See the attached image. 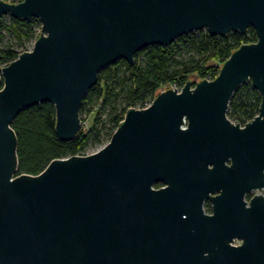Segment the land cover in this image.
<instances>
[{"label": "water", "instance_id": "1", "mask_svg": "<svg viewBox=\"0 0 264 264\" xmlns=\"http://www.w3.org/2000/svg\"><path fill=\"white\" fill-rule=\"evenodd\" d=\"M0 15L41 23L32 50L0 65V264H264V196L244 200L264 188V0H0ZM249 26L257 41L215 79L166 86L97 151L18 174L11 125L24 109L52 103L55 133L71 141L104 67L189 33ZM248 82L261 103L241 126L227 112Z\"/></svg>", "mask_w": 264, "mask_h": 264}, {"label": "trees", "instance_id": "2", "mask_svg": "<svg viewBox=\"0 0 264 264\" xmlns=\"http://www.w3.org/2000/svg\"><path fill=\"white\" fill-rule=\"evenodd\" d=\"M40 30L41 23L36 18L22 20L0 15V65L9 64L28 50L25 42L36 40ZM6 33L17 39L19 47L3 44ZM256 41V31L251 26L244 34L230 32L226 36H212L207 30H200L183 35L166 47L144 48L135 54L133 64L119 59L104 67L82 101L80 117L84 121L94 115L92 124L83 127L71 141L56 135V110L52 103L24 109L11 125L18 139V174L38 175L54 159L86 154L90 145L104 146L129 108L147 107L166 86L181 89L191 78L215 79L233 51ZM260 103L259 92L250 82L245 83L235 91L227 116L245 125L258 115Z\"/></svg>", "mask_w": 264, "mask_h": 264}, {"label": "flooded vegetation", "instance_id": "3", "mask_svg": "<svg viewBox=\"0 0 264 264\" xmlns=\"http://www.w3.org/2000/svg\"><path fill=\"white\" fill-rule=\"evenodd\" d=\"M241 126H244V125L241 124ZM226 165L230 166L231 162L230 161L226 162ZM211 167L212 166H210V168ZM166 187H167V185L163 184L162 182H157L153 186V188L155 190L163 189V188H166ZM218 194H219L218 192L210 193V196H216ZM256 195H263L264 196V188H262L261 190L255 189V190H252L250 192H247L246 195L244 196V200L247 202V205H249L250 200L252 198H254ZM202 207H203V210H204L205 214H207V215H212L213 214V204H212V202H211V200L209 198H205L204 199ZM240 243H241V240H239V239H235L234 240V244L235 245H239Z\"/></svg>", "mask_w": 264, "mask_h": 264}, {"label": "rangeland", "instance_id": "4", "mask_svg": "<svg viewBox=\"0 0 264 264\" xmlns=\"http://www.w3.org/2000/svg\"><path fill=\"white\" fill-rule=\"evenodd\" d=\"M6 20H8V17H6ZM39 32H41V30ZM3 44H10V45H13L15 48L19 47L17 39L12 34H9V33H6V37L4 39V43ZM0 46H1V44H0ZM24 47H27L28 51H31L32 48H33V39L30 40V41L25 42ZM93 119H94V115H91L89 117V125L92 124ZM85 128H88V127H85ZM100 148H101L100 145H95V146L94 145H90L88 150H87V153L91 154V153L97 151Z\"/></svg>", "mask_w": 264, "mask_h": 264}, {"label": "built area", "instance_id": "5", "mask_svg": "<svg viewBox=\"0 0 264 264\" xmlns=\"http://www.w3.org/2000/svg\"><path fill=\"white\" fill-rule=\"evenodd\" d=\"M34 42H35V40L33 41V45H34ZM25 51H28V50H25ZM24 51V52H25ZM21 54V53H20ZM174 88H176V89H178V90H180L179 88H177V87H175V86H173ZM81 121H82V127H88L89 126V120L88 119H85L84 121L81 119ZM234 122V121H233ZM236 123V122H235ZM243 125V124H242ZM87 154H89V153H86V154H81V155H87Z\"/></svg>", "mask_w": 264, "mask_h": 264}]
</instances>
